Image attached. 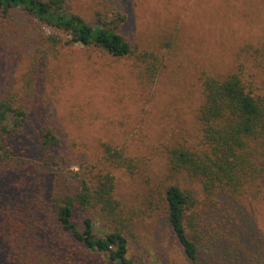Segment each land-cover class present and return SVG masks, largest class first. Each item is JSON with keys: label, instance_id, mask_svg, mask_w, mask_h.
<instances>
[{"label": "rangeland", "instance_id": "1", "mask_svg": "<svg viewBox=\"0 0 264 264\" xmlns=\"http://www.w3.org/2000/svg\"><path fill=\"white\" fill-rule=\"evenodd\" d=\"M65 2L93 24L124 13L123 32L141 48L162 51L164 61L150 79L134 57H114L95 45L75 44L47 54L41 41L44 25L23 10L13 11L10 22L0 20V95L21 92L32 56L39 60L29 89L37 107L30 111L18 148L28 147L29 162L40 160L46 152L39 146V128L46 122L57 129L61 124L62 135L69 137L68 155L59 152L63 172L89 175L109 169L116 178L128 255L137 264H189L162 217L170 184L193 198L187 213L193 223L199 220L196 242L203 264H264V180L250 182L240 195L217 190L208 198L197 179L170 171L167 161L172 144L200 141L203 72L220 77L242 66L246 79L264 94V0ZM102 142L136 158L135 172L103 161ZM258 149L263 159L264 146ZM19 174L0 170V227L30 191L16 186L24 172ZM45 175L49 182L51 174ZM94 222L97 233L111 226L99 217ZM7 248L0 237V264H13Z\"/></svg>", "mask_w": 264, "mask_h": 264}, {"label": "trees", "instance_id": "2", "mask_svg": "<svg viewBox=\"0 0 264 264\" xmlns=\"http://www.w3.org/2000/svg\"><path fill=\"white\" fill-rule=\"evenodd\" d=\"M19 9L46 28L41 41L47 54L75 44L95 45L114 57H134L150 79L164 61L162 51L141 48L123 32L127 18L120 11L109 21L93 24L68 10L65 0H0V20L13 19L12 12ZM164 45L168 50L170 41ZM38 62L33 55L21 92L7 90L0 95V170L24 172L16 186L30 189L23 204L15 205L0 227V237L8 242L12 262L137 264L128 255L121 204L115 196L116 178L109 169L89 175L79 170H72L71 175L63 172L58 166L59 152L62 149L68 155L65 148L69 137L62 135L61 124L57 129L46 122L39 128V146L46 152L40 160L29 162L25 154L28 147L18 148L30 122V111L37 107L30 102L29 89L37 78ZM200 79V141L193 146H169V170L189 173L200 182L208 198L217 190L240 195L250 182L264 180V158L258 157V147L264 146V94L255 90L252 80L246 79L242 66L220 77L203 72ZM100 145L103 161L129 174L135 172L136 158L123 147L107 142ZM54 165L57 169L51 168ZM44 175L50 176L49 182ZM163 200L162 217L183 255L189 264H203L196 242L200 239L199 220L193 223L187 213L193 205L190 193L178 184H170ZM93 215L94 219L109 222V229L97 233Z\"/></svg>", "mask_w": 264, "mask_h": 264}]
</instances>
